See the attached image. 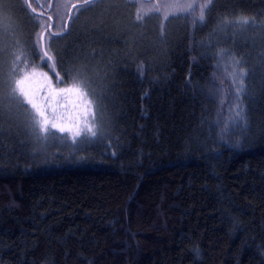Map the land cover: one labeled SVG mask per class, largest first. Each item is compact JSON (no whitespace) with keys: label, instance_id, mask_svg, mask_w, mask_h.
Listing matches in <instances>:
<instances>
[{"label":"trees","instance_id":"obj_1","mask_svg":"<svg viewBox=\"0 0 264 264\" xmlns=\"http://www.w3.org/2000/svg\"><path fill=\"white\" fill-rule=\"evenodd\" d=\"M1 2L0 264H264V0Z\"/></svg>","mask_w":264,"mask_h":264},{"label":"rangeland","instance_id":"obj_2","mask_svg":"<svg viewBox=\"0 0 264 264\" xmlns=\"http://www.w3.org/2000/svg\"><path fill=\"white\" fill-rule=\"evenodd\" d=\"M15 14L10 13L9 11H6L3 6L2 2L0 0V28L2 27H8V26H16V20H15ZM15 20V21H14ZM9 22V24H8ZM40 76V77H39ZM22 87L24 90L30 94V96L39 104L42 108H44L49 115L50 119L56 124L62 123V124H70L71 121H73V124L79 121L77 119V115L73 117L67 116L65 113H67V108L69 110L73 109L74 106H78L82 109L85 108V105H83V101H80V97L78 101H76L73 104H68L67 102H64L62 98L60 99V102L57 100H54L53 98L48 103L47 97L51 96L52 93H55L53 91V87H51V84L46 80V77L44 74L38 73V76H30L26 79L30 84H27L24 79ZM25 82V83H24ZM59 103V104H58ZM78 103V104H77ZM51 107V108H50ZM61 107V112L55 114V111L57 108ZM50 109L51 111H49ZM78 111V110H77ZM65 128V127H63Z\"/></svg>","mask_w":264,"mask_h":264},{"label":"snow or ice","instance_id":"obj_3","mask_svg":"<svg viewBox=\"0 0 264 264\" xmlns=\"http://www.w3.org/2000/svg\"><path fill=\"white\" fill-rule=\"evenodd\" d=\"M95 2V0H81V2L79 3V5L74 4L72 7L75 9L77 7H79L80 9L85 8L87 5L93 4ZM211 2V0H209V3ZM205 8L207 7V5L204 6ZM34 11V10H33ZM71 18V17H70ZM204 18L203 16V10L201 11V15H200V20L202 21ZM141 18L139 16H137V20H140ZM244 23H248V20L245 19L243 21ZM43 35V34H42ZM53 35H59V34H53ZM42 59H45V62L48 59H51V57L48 56L47 51H45L44 53V57ZM67 71H71V70H66ZM239 75L243 76L244 74L241 72L239 73ZM17 87L21 93V95H23L27 101L28 104L31 105L32 109H33V114H32V123L33 126L38 130V132L40 134H48L50 131L49 125L51 127V129H58L59 132H65L66 129L61 127L60 125L54 123L52 121V119H50L49 115L47 114L46 110L44 108L41 107V105H39L31 96L29 93H27L24 88L22 87L23 85V81L19 80L16 82ZM15 91V89H14ZM61 91H65V90H61ZM89 104L91 102H88ZM97 135L96 131L89 126L88 124H85L82 128L78 129L74 135H73V141L77 142V137H80L82 141H87L93 137H95ZM115 153H113L114 155Z\"/></svg>","mask_w":264,"mask_h":264},{"label":"water","instance_id":"obj_4","mask_svg":"<svg viewBox=\"0 0 264 264\" xmlns=\"http://www.w3.org/2000/svg\"><path fill=\"white\" fill-rule=\"evenodd\" d=\"M72 9H74V8L72 7Z\"/></svg>","mask_w":264,"mask_h":264}]
</instances>
